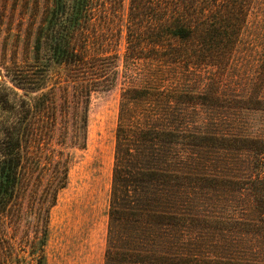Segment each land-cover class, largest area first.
Listing matches in <instances>:
<instances>
[{
  "label": "trees",
  "instance_id": "1",
  "mask_svg": "<svg viewBox=\"0 0 264 264\" xmlns=\"http://www.w3.org/2000/svg\"><path fill=\"white\" fill-rule=\"evenodd\" d=\"M255 2L129 0L123 21V0H51L0 65V235L47 236L91 99L122 79L104 264H264V79L222 83Z\"/></svg>",
  "mask_w": 264,
  "mask_h": 264
},
{
  "label": "rangeland",
  "instance_id": "2",
  "mask_svg": "<svg viewBox=\"0 0 264 264\" xmlns=\"http://www.w3.org/2000/svg\"><path fill=\"white\" fill-rule=\"evenodd\" d=\"M128 3L129 0H123V21ZM50 5L51 0H0V65L30 57L36 28L42 24ZM124 49L125 31L122 29L119 54ZM0 73L3 74L1 66ZM200 76L201 79H216L218 75ZM222 79L227 89L240 95L249 87H261L264 79V0L254 3L229 72ZM0 80L6 81V78L0 77ZM121 87L122 79L112 90L95 94L91 99L86 147L73 152L68 184L49 212L47 236L40 233L0 235V241L7 246L3 247V252L9 263L104 264ZM245 117L248 121L249 115ZM251 119L259 123L255 134L264 135V126L261 128L264 114H255Z\"/></svg>",
  "mask_w": 264,
  "mask_h": 264
}]
</instances>
